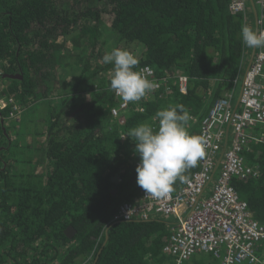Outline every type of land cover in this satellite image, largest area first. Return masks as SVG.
<instances>
[{"label":"trees","instance_id":"1","mask_svg":"<svg viewBox=\"0 0 264 264\" xmlns=\"http://www.w3.org/2000/svg\"><path fill=\"white\" fill-rule=\"evenodd\" d=\"M231 1L0 0V96L36 110L46 104L45 116L30 121L44 131L35 145L11 142L18 117L7 119L11 105L0 111V134L8 136L0 150V264H177L164 250L169 220L113 219L120 204L144 192L135 143L120 136L141 123L157 128V111L177 104L188 109L190 133L200 136L214 102L237 91L253 49L242 43L245 18ZM117 47L137 56V69L153 67L160 87L115 116L114 66L102 57ZM181 74L189 77L187 93L178 88ZM243 155L257 174L233 184L264 222L263 126L250 131ZM199 169L200 160L185 181ZM256 253L264 264V243ZM218 258L183 264H221Z\"/></svg>","mask_w":264,"mask_h":264},{"label":"built area","instance_id":"2","mask_svg":"<svg viewBox=\"0 0 264 264\" xmlns=\"http://www.w3.org/2000/svg\"><path fill=\"white\" fill-rule=\"evenodd\" d=\"M254 2L255 11L250 0H232L230 8L236 14L242 13L247 25L254 11V30L264 32V0ZM258 9L260 15L256 13ZM140 69L150 73L148 79L154 83V90L160 87L153 67L144 65L136 70ZM1 77L5 75L0 67V82ZM188 84V75L181 74L178 88L182 93H187ZM238 85H241L238 101L234 90L217 99L202 119L200 137L205 155L200 159V169L178 190H174V184L167 196L156 199L143 192L137 202L120 204L113 216L115 221L169 220L172 235L164 250L177 264L199 253L217 256L221 264L262 261L256 250L264 243V222L253 218L248 202L240 197L233 179L257 174V167L245 162L243 150L249 142L250 131L258 125L264 127V47L253 48ZM117 97L119 105L111 110L115 116L130 103ZM8 105L12 110L7 119L19 117L22 108L14 98L0 96V111Z\"/></svg>","mask_w":264,"mask_h":264},{"label":"clouds","instance_id":"3","mask_svg":"<svg viewBox=\"0 0 264 264\" xmlns=\"http://www.w3.org/2000/svg\"><path fill=\"white\" fill-rule=\"evenodd\" d=\"M240 35L248 48L264 47V32L244 24ZM102 61L113 64L110 87L124 102L140 101L154 90V83L148 79L150 73L147 69L136 70L139 60L130 50L113 48ZM156 118L157 128L141 123L120 137H131L135 143L134 151L139 156L137 185L147 196L159 199L170 194L178 180L185 182L184 173L197 166L205 149L203 139L189 131L191 117L184 105L160 109Z\"/></svg>","mask_w":264,"mask_h":264},{"label":"rangeland","instance_id":"4","mask_svg":"<svg viewBox=\"0 0 264 264\" xmlns=\"http://www.w3.org/2000/svg\"><path fill=\"white\" fill-rule=\"evenodd\" d=\"M232 2V1H231ZM110 17L108 15H105V19H109ZM108 25V24H107ZM104 30H107V27L104 28ZM111 41V40H110ZM54 90L52 91V98L56 97L58 94V89H59V84L54 86ZM240 90H241V85H240ZM57 104V103H55ZM22 108V112L19 114V117L17 118L18 122H17V127H16V132L13 130V128L11 127V129H9V136L13 137V136H17V138L13 139L11 142H20L23 141L24 139H27V143L29 144H33L35 145L40 138L43 136V127H41V124L34 122L33 121L30 123L31 119L34 118L35 121H40L42 117L45 116V109H46V104L42 103L40 104L39 107L33 109L31 107H21ZM40 110V111H39ZM39 111V112H38ZM24 112V113H23ZM42 112V113H40ZM20 135V136H19ZM30 135V136H29ZM8 141V136L7 135H2L0 134V150L5 147V145L7 144ZM39 156H43L42 154L39 153V155L37 154L35 159H41ZM42 167V164L39 165V169ZM205 254L203 253H199L194 255L195 256H203ZM208 255V254H206ZM219 262H221V259L218 258Z\"/></svg>","mask_w":264,"mask_h":264},{"label":"water","instance_id":"5","mask_svg":"<svg viewBox=\"0 0 264 264\" xmlns=\"http://www.w3.org/2000/svg\"><path fill=\"white\" fill-rule=\"evenodd\" d=\"M250 3H251V6L253 7V9H254V7H255V2H254V0H250ZM254 11H255V9H254ZM258 14H256V16H257ZM258 17V16H257ZM254 54V53H253ZM252 59H253V57H252ZM20 75V77H22V75L21 74H19ZM19 75H15V74H6V77H18ZM115 180L116 181H119V177H116L115 178ZM67 231H68V233L69 234H72L73 232H74V229L72 228V227H69L68 229H67Z\"/></svg>","mask_w":264,"mask_h":264},{"label":"crops","instance_id":"6","mask_svg":"<svg viewBox=\"0 0 264 264\" xmlns=\"http://www.w3.org/2000/svg\"><path fill=\"white\" fill-rule=\"evenodd\" d=\"M251 16V15H250ZM254 18H255V15H254V12H253V16H251V21H250V25L253 29H254ZM253 49V48H252ZM251 49V50H252ZM252 55V52L250 54V56ZM239 93H240V85L237 87V91H236V96H237V101H238V97H239ZM18 121V120H17Z\"/></svg>","mask_w":264,"mask_h":264}]
</instances>
